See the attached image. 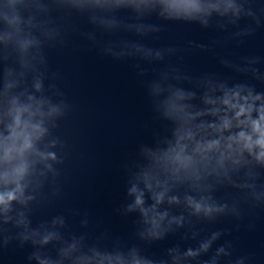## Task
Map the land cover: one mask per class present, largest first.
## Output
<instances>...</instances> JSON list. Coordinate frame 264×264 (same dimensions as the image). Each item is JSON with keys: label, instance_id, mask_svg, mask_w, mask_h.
Masks as SVG:
<instances>
[{"label": "water", "instance_id": "95a60500", "mask_svg": "<svg viewBox=\"0 0 264 264\" xmlns=\"http://www.w3.org/2000/svg\"><path fill=\"white\" fill-rule=\"evenodd\" d=\"M203 0H0V264H169Z\"/></svg>", "mask_w": 264, "mask_h": 264}]
</instances>
